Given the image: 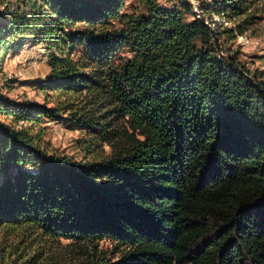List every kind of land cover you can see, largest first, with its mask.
I'll return each mask as SVG.
<instances>
[{"label": "trees", "instance_id": "trees-1", "mask_svg": "<svg viewBox=\"0 0 264 264\" xmlns=\"http://www.w3.org/2000/svg\"><path fill=\"white\" fill-rule=\"evenodd\" d=\"M169 1L24 0L0 17V51L43 43L37 83L66 99L0 93V230H23L24 246L108 238L125 249L107 264H264V71L221 49L256 0H214L235 20L222 29ZM44 118L110 151H50ZM4 241L0 264H41Z\"/></svg>", "mask_w": 264, "mask_h": 264}, {"label": "rangeland", "instance_id": "rangeland-1", "mask_svg": "<svg viewBox=\"0 0 264 264\" xmlns=\"http://www.w3.org/2000/svg\"><path fill=\"white\" fill-rule=\"evenodd\" d=\"M169 3V0H161ZM192 3L189 17L192 12L211 21L213 27L222 29L225 26H235V20H226L216 11H211L214 0H186ZM209 5L207 8L206 6ZM24 6V0H0V17ZM254 17L251 22H246L243 33H237V37L222 40L221 49L225 54L236 55L246 67L253 70L264 71V0H256ZM204 13V14H203ZM244 18V17H243ZM241 19V18H240ZM0 51V93L15 100L31 99L38 102H47L49 105L64 103L65 96L59 95L54 90H45L37 79L47 77L51 72L46 46L36 43L31 38L27 39L20 48H7L2 46ZM3 55V56H2ZM6 119L0 115V120ZM39 140L50 151L69 156L78 161L85 158L88 152L105 150L110 151V146L101 140L92 137V134L84 129L72 127L64 118L40 121ZM23 230L14 229L11 232L0 230V240L22 244L38 263L41 264H95L99 258H107V261L118 260L124 247L108 238L102 239L93 245L71 243L65 239H46L37 234H30L28 245L20 243ZM33 246V247H32ZM103 261V259H102ZM190 264V263H184Z\"/></svg>", "mask_w": 264, "mask_h": 264}]
</instances>
